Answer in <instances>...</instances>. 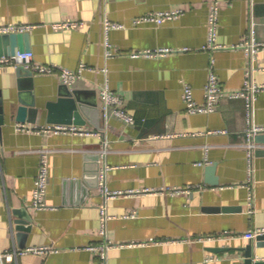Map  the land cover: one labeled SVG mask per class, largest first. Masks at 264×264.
<instances>
[{"label": "crops", "instance_id": "crops-1", "mask_svg": "<svg viewBox=\"0 0 264 264\" xmlns=\"http://www.w3.org/2000/svg\"><path fill=\"white\" fill-rule=\"evenodd\" d=\"M219 6L217 49H204L209 6ZM181 9L161 24L134 21L152 12ZM122 25L107 39L113 55L104 56V20ZM78 28H53L59 21ZM31 24L33 61L84 69L64 87L57 74L18 75L0 69L5 123L0 136V249L47 247L5 264H98L86 250L104 239L98 234L99 208L112 218L107 238L116 244L108 264H244L251 245L254 261L264 262V240L243 234L264 228V139L251 158L240 98L224 95L212 112L190 113L183 87L203 106L210 64L225 91L241 88L249 39L264 43V0H0V25ZM167 48L155 56L133 53ZM186 48V50H184ZM254 80L264 84V49L255 56ZM133 118L128 124L102 113L104 86ZM66 91L78 96L83 134L16 131L8 102H33L26 126H46V105ZM74 97V96H73ZM12 112V110H11ZM253 121L264 126V91L257 95ZM261 135H264L262 133ZM98 155L112 191L132 192L107 201L87 178L86 164ZM47 162L44 209L32 207L41 159ZM216 164L219 184L205 182L204 168ZM91 174V173H90ZM89 181L90 186L86 183ZM158 190L145 192V190ZM180 189L179 192L159 190ZM30 217L29 232L15 223ZM134 213V217L129 215ZM153 241V242H151Z\"/></svg>", "mask_w": 264, "mask_h": 264}, {"label": "built area", "instance_id": "built-area-1", "mask_svg": "<svg viewBox=\"0 0 264 264\" xmlns=\"http://www.w3.org/2000/svg\"><path fill=\"white\" fill-rule=\"evenodd\" d=\"M182 14L181 9L152 12L137 18L134 23H154L161 24L167 20H172L177 18ZM218 14L219 6L217 3H213L209 6L208 13V35H207V44L203 46L204 49L214 50L220 47L216 44V29L218 24ZM82 25V22L79 21H59L52 24L53 28H78ZM33 28L31 24H3L0 25V35L17 33V32H28ZM122 28V25L109 21L108 19L104 20L103 30H104V56L105 58H110L113 53L110 48V42L107 39L108 32L112 29ZM244 49L246 56L248 58V64L245 70L244 81L241 88L235 91H225L224 88L219 85L217 77L213 71V61L210 64L207 82L204 86V98L205 102L203 106L196 104L193 100L192 89L190 86L185 85L183 87V100L186 104L188 112H212L214 107L217 105L219 100L227 95L229 98H240L244 102L245 108V133L248 137V156L251 158V150L254 148V144L251 141V138L258 134L264 133V126H258L254 123V110H255V101L257 95L264 91V84L257 83L254 80L255 67V56L260 49H264V43L256 42L255 40L249 39L244 44L241 45ZM186 50V48H184ZM171 52L167 48H158L154 50H144L142 52L133 53V56L144 55V56H155L159 54H166ZM7 67L18 68L22 67L25 70H29L31 73L35 74H57L65 85H70L78 78L81 72L86 69L84 65H81L77 70L71 71L66 68H59L56 66H48L38 64L33 61L32 53L30 51L25 52H16L14 55H2L0 56V69ZM100 97L102 100V113L106 118L110 112L113 116L123 120L128 124L133 123V118L128 114L120 105V99L114 95L108 88L104 86L100 90ZM16 131H25V132H53L55 134H83L86 131L79 126L73 124H54L46 126H34L29 127L23 123L16 124ZM47 188V162L44 158L41 159L38 166L37 174L34 180V189L32 192V207L35 209H44L46 204L43 201L44 195ZM98 188L103 197L104 201L113 199L119 195H124L132 192H122V191H112L106 185V172L102 171L98 174ZM158 190H145V192H155ZM160 192H170L175 193L179 192L180 189L172 190H159ZM130 218L134 217V213L129 215ZM112 218L111 215L107 214L105 206H100L99 208V230L98 234L104 239L99 244L89 245L86 247V250L94 252L97 254L98 264H108V252L116 246L115 243L110 241L107 238L106 234V225L107 222ZM264 234V228H256L249 230L243 234L244 238L254 239L259 235ZM153 242V241H151ZM47 247H27L23 249L15 250H2L0 249V264H5L6 262L12 261L13 257L23 255L26 253H41L48 251Z\"/></svg>", "mask_w": 264, "mask_h": 264}, {"label": "water", "instance_id": "water-1", "mask_svg": "<svg viewBox=\"0 0 264 264\" xmlns=\"http://www.w3.org/2000/svg\"><path fill=\"white\" fill-rule=\"evenodd\" d=\"M30 51V38L28 32H17L0 35V56L2 55H14L16 52ZM18 75H31L29 70H25L22 67L16 68ZM66 87L67 85H63ZM67 88V87H66ZM74 96V97H73ZM78 96L75 91H66L65 94L55 101L50 102L46 105L47 109V121L48 123H63V124H83V120L80 118V113L78 109L80 104L77 101ZM7 110L10 111L11 119L17 122L25 123L28 120V114L30 108H34L33 102H25L19 100V105L14 108L13 102H8ZM12 110V112H11ZM37 110L34 108L33 113L36 114ZM5 109L3 107V100L0 96V136L1 127L5 123L4 114ZM264 135L258 134L255 136V141H262ZM91 162L86 164V170L89 172L87 178L91 179L90 182L93 183L95 187H98V174H99V163L98 155H94L89 158ZM216 164L206 165L204 168L205 182L212 186H217L219 184L218 178L215 175ZM91 173V174H90ZM89 181L86 183L90 186ZM18 216L23 217L20 221L17 220L15 223L17 225L15 228L17 230L29 232L31 226V220L29 216L17 213ZM257 240H264V234L256 237ZM264 242H258L256 246L263 245ZM244 264H264V262L254 261V255L252 251V246H246L244 249Z\"/></svg>", "mask_w": 264, "mask_h": 264}]
</instances>
